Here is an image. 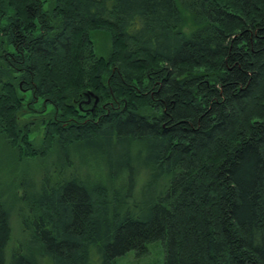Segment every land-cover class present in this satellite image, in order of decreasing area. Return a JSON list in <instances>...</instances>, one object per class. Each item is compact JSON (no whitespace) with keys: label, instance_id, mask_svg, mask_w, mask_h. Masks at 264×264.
I'll use <instances>...</instances> for the list:
<instances>
[{"label":"trees","instance_id":"obj_1","mask_svg":"<svg viewBox=\"0 0 264 264\" xmlns=\"http://www.w3.org/2000/svg\"><path fill=\"white\" fill-rule=\"evenodd\" d=\"M155 242L264 264V0H0V264Z\"/></svg>","mask_w":264,"mask_h":264},{"label":"rangeland","instance_id":"obj_2","mask_svg":"<svg viewBox=\"0 0 264 264\" xmlns=\"http://www.w3.org/2000/svg\"><path fill=\"white\" fill-rule=\"evenodd\" d=\"M189 26V21H188ZM93 37L95 40L96 47L98 49L99 54H106L109 49H111V42L108 34L104 31H94ZM8 148H5L3 151V155L8 154ZM37 162H27L22 163V167L33 168L36 166ZM17 162L12 166L13 170H15ZM21 191V190H19ZM11 229H12V239L9 244L8 256L11 254V249L16 244V239L20 237V227L16 217V214H13V218L11 220ZM165 260V250L163 245L160 242H155L149 245L148 252L143 254H137L135 251L130 252L128 255L122 257L119 261V264H164Z\"/></svg>","mask_w":264,"mask_h":264}]
</instances>
